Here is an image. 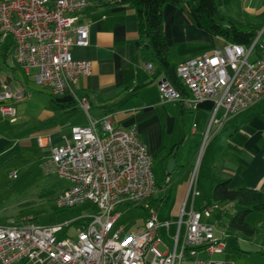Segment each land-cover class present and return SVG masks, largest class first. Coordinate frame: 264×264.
<instances>
[{
	"label": "built area",
	"instance_id": "1",
	"mask_svg": "<svg viewBox=\"0 0 264 264\" xmlns=\"http://www.w3.org/2000/svg\"><path fill=\"white\" fill-rule=\"evenodd\" d=\"M88 3L0 0V41L12 37L16 64L27 72L34 70L36 81L54 95L70 94L86 112L88 98L78 94L75 85L91 74L92 63L75 59L72 48L89 44V25L77 23V13ZM153 67L147 62L148 69ZM176 74L187 93L168 78L161 79L163 102L183 101L195 108L208 98L214 101L203 135L206 142L230 115L264 97V25L250 44L227 42L180 62ZM20 97L8 82L2 84L4 117L17 120L15 99ZM153 161L137 128L116 126L109 115L72 126L64 144L51 146L44 168L68 183L58 194V208L91 202L96 211L87 214L76 238L63 235L62 224H36L33 215L22 217L21 224H0V264H234L214 259L225 248L208 220L216 206L182 211L174 234L172 223L159 221L158 209L150 202L158 192ZM197 167L198 162L190 182L193 194L198 193L193 187ZM120 204L143 206L145 225L127 233L118 223Z\"/></svg>",
	"mask_w": 264,
	"mask_h": 264
},
{
	"label": "crops",
	"instance_id": "2",
	"mask_svg": "<svg viewBox=\"0 0 264 264\" xmlns=\"http://www.w3.org/2000/svg\"><path fill=\"white\" fill-rule=\"evenodd\" d=\"M218 5L221 14L245 26L259 31L264 25V0H218ZM77 15L78 24L89 25V44L73 46L72 53L77 60L90 61L92 71L91 74L79 78L75 90L88 98L90 108L88 112L81 108L71 111L76 105L73 97L70 94L56 95L57 98L53 100L54 109L52 107V111L45 110L36 119L44 122L43 131L46 134L41 138L22 137L27 141V146L38 143L49 158L51 146L64 144L71 135L72 126L87 124L90 118L100 119L109 115L116 126L136 127L149 152L154 156L153 172L158 192L152 204L160 201L168 207L173 190L178 185L181 207L177 206L174 211L178 220L182 211L197 210V185L202 184V178L209 184L211 182L212 187L217 181L230 180L233 188L248 187L264 191V104L259 106L264 97L245 110L230 115L222 128L213 133V142L219 137L218 146L221 145L222 149L214 159L213 169L211 160L202 162L201 167L199 166V172L203 165L205 168L203 177L199 172L196 175L193 187L198 193L193 194L190 182L195 168L194 156L206 130L214 106L213 99L208 98L195 108H190L183 101H162L158 82L167 76L155 65L153 69L147 68V62L150 61L139 45V21L134 5L121 3L119 0H89L88 5ZM164 29L172 59L177 65L227 43L200 23L191 11L188 1L181 5L168 4L165 7ZM197 43L201 44L196 45ZM211 45L213 46L208 50H199ZM173 49L177 57L173 55ZM14 62L13 40L8 36L0 41V91L2 84L8 82L14 92L21 95L15 99L17 107L18 102L27 96L35 71L27 72ZM81 112L86 114L83 121L64 123ZM18 113L20 118L26 117L22 108L20 110L17 107V117ZM8 118L10 119L0 112V160L12 158L15 154L17 137L14 135L21 127L12 126L19 119L10 122ZM188 118L192 122L198 118L199 125L196 127L194 122L188 130ZM188 148L193 150L188 151ZM170 158L176 161L172 173L167 169ZM156 161L159 162L158 169L161 168L165 175L162 183L155 173ZM62 181L64 184L60 186V192L68 186L66 181ZM158 194L162 197H158ZM191 195L192 202L189 205ZM205 203L207 201L203 205ZM224 205L231 209L232 214L235 207L233 202L217 205L213 209ZM262 213L259 214L258 225L255 226L258 230L259 227L264 229V212ZM208 220L212 222L209 218ZM4 222L0 217V224H6ZM223 237L222 239L225 238Z\"/></svg>",
	"mask_w": 264,
	"mask_h": 264
},
{
	"label": "rangeland",
	"instance_id": "3",
	"mask_svg": "<svg viewBox=\"0 0 264 264\" xmlns=\"http://www.w3.org/2000/svg\"><path fill=\"white\" fill-rule=\"evenodd\" d=\"M233 6L231 5V7ZM198 44L201 43H197L196 45ZM212 46H205L204 48H199V50H208ZM174 50L173 55L177 57ZM29 86L30 89H28L27 96L24 100H20L17 105L20 110L22 108V113L26 117L20 118L18 113L17 120L19 119V121L12 123V126L21 125L18 128L19 132L14 135L17 137L15 154L12 158L0 160V217L6 224L17 225L23 223L22 217L33 215L36 224L42 226L62 224L64 225L62 234L76 238L83 224L87 221V214L96 211L97 208L91 202L69 208L57 207L56 199L60 193V186L64 182L44 168L48 160L44 149L38 143L27 146V141L22 138L26 136L41 138L46 134L43 131L44 122L36 119L45 110L52 111L54 109L53 100L57 97L49 89L40 85L35 78L31 79ZM11 88L14 91L12 86ZM261 104H264V99L259 103V106ZM85 116L86 114L81 112L72 118H68L64 123L69 124L76 123L78 120L83 121ZM8 120L11 122V119L8 118ZM189 120L188 130L193 126L194 122H196V127L199 125L198 118L194 122H192V119ZM218 142L219 137H217L216 142H213L212 137L206 142H204L203 136L200 139L193 165L194 168L195 163L198 162V167L196 168L197 175L199 166L201 167V163H205L207 160H211V169H213L214 159L222 149L221 145L218 146ZM214 149L215 152H213ZM192 150L193 148H188V151ZM157 165H159L158 161L155 162V173L159 182L162 183L165 175L161 168L160 170L158 169ZM204 168L205 166L203 165L199 172L201 177H203ZM15 172L17 175L14 177L12 174ZM190 172H192V169ZM201 180L202 184L197 185L199 191L195 201V208L197 210L201 209L204 202L207 201L208 203L211 199V182L209 184L207 180L203 178ZM160 196L161 194H158V197ZM191 202L192 195L189 205H191ZM180 205L178 185L173 190L168 207L162 205L160 201H156L154 205L159 212V221L172 223V234L175 233L178 222V216L174 214V211ZM117 209L121 212L118 223L125 227L127 233L136 232L145 225L146 211L142 206L121 204ZM230 214L231 209L224 205L213 209L212 215L209 218L216 224L215 236L222 238L224 235L225 237L223 239V243L225 244L224 251L216 254L214 259L229 261L234 264H264V229L259 227L255 235L252 237L246 236L228 226ZM259 214L263 213L254 211L248 217V222L252 226L258 225ZM203 220H205L204 217ZM68 222H70V225H66ZM161 233L164 238L168 236L165 227L161 229Z\"/></svg>",
	"mask_w": 264,
	"mask_h": 264
},
{
	"label": "trees",
	"instance_id": "4",
	"mask_svg": "<svg viewBox=\"0 0 264 264\" xmlns=\"http://www.w3.org/2000/svg\"><path fill=\"white\" fill-rule=\"evenodd\" d=\"M185 1H188L191 11L207 30L227 42L248 45L258 34L256 28L245 26L221 14L218 0H119L136 8L139 21V45L143 54L160 72L165 73L182 93L186 90L176 74L177 64L172 59L171 48L165 35L164 9L168 4L181 5ZM75 104L71 111L80 108L77 102ZM150 202L154 203V197ZM226 202L235 203L228 226L246 236L255 235L258 228L248 222V216L254 211L264 212V191L248 187L233 188L230 186V180L217 181L212 187L210 202L205 203L201 209ZM86 223L87 221L83 226Z\"/></svg>",
	"mask_w": 264,
	"mask_h": 264
},
{
	"label": "water",
	"instance_id": "5",
	"mask_svg": "<svg viewBox=\"0 0 264 264\" xmlns=\"http://www.w3.org/2000/svg\"><path fill=\"white\" fill-rule=\"evenodd\" d=\"M163 79H166V78H163ZM175 165H176V161L174 158H170L167 162V169L169 171V173H172L174 168H175Z\"/></svg>",
	"mask_w": 264,
	"mask_h": 264
}]
</instances>
